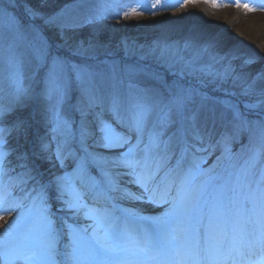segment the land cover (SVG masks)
Masks as SVG:
<instances>
[{"label": "snow or ice", "instance_id": "1", "mask_svg": "<svg viewBox=\"0 0 264 264\" xmlns=\"http://www.w3.org/2000/svg\"><path fill=\"white\" fill-rule=\"evenodd\" d=\"M204 2L264 12V0ZM175 6L137 0L123 15ZM111 7L119 15L129 5L114 0ZM25 11L26 26L0 11V94L10 90L8 104L0 103V213L23 209L0 238V264H264V119L246 115L264 110V72H237L236 53L204 61L211 45L192 51L191 41L140 52L125 45L116 59L102 46L73 40L80 25L63 10ZM28 107L48 127L39 153L54 156L62 170L46 183L28 167L27 151L16 156L20 172L13 174L9 160V139L29 143L31 124L6 125L4 118ZM244 135L247 155L237 164L232 144ZM217 148L216 162L202 167ZM137 204L163 211L145 215Z\"/></svg>", "mask_w": 264, "mask_h": 264}, {"label": "bare ground", "instance_id": "2", "mask_svg": "<svg viewBox=\"0 0 264 264\" xmlns=\"http://www.w3.org/2000/svg\"><path fill=\"white\" fill-rule=\"evenodd\" d=\"M174 2L176 3L175 7L156 11L155 15L152 11H145V19H142L141 25H137L139 28L133 27L124 21L122 11L119 15L114 14L111 7L113 3L110 5V9L100 13L90 2H85L67 13L69 14L67 18L75 20L80 25L70 35L75 41L90 42L102 47L115 46L123 36L129 41V49L135 52L146 51L155 44L156 39L160 43L163 42V44L179 46H182L185 41H191L194 44L192 51L211 45L209 51L203 54L204 61H207L212 55L225 56L236 53L241 57L233 61L237 72L245 74L249 78L259 72H264V12L245 15L242 9H236L235 7L214 9L204 0H197L202 4L201 9L183 15L184 7H180L179 4L183 3L184 0H174ZM100 14H103L106 18L97 19L96 17ZM45 35L53 41L58 39L55 29H45ZM189 54L185 53V55ZM244 58H254L256 62L243 65ZM260 86H264V82H261ZM8 102L9 96L5 94L0 103L7 105ZM8 115L13 116V119L7 125H11L20 119H33L30 122L31 127L29 129V134L32 136L29 143L26 144L27 150H24L29 153L27 161L34 163L31 169L34 172L41 169L46 173L43 167H47L49 172L55 171L59 166L54 156L52 159L44 158V163L41 166L35 163L36 159L43 156L39 153L41 134L48 135V127L40 112H34L33 107L17 108ZM219 131L221 130H217V136ZM21 141H17L15 138L9 139L8 145H11L9 149L13 150L9 156L11 167L15 170L13 174L21 171L19 167H16L21 163L16 159L17 154L22 152L19 146ZM34 143L36 144L33 145ZM34 147L38 150H34ZM53 148L55 150V142L52 144ZM28 150H31V152ZM32 153H37V155H31ZM209 156L207 155V158ZM28 188L30 190V185H28ZM13 195L20 196L22 194L18 190H13ZM136 207L145 215H159L163 211L162 207L149 205L137 204ZM0 215H3V219L0 220L1 233L9 227L19 213L12 211L0 213ZM80 222L90 223V221L83 220Z\"/></svg>", "mask_w": 264, "mask_h": 264}, {"label": "rangeland", "instance_id": "3", "mask_svg": "<svg viewBox=\"0 0 264 264\" xmlns=\"http://www.w3.org/2000/svg\"><path fill=\"white\" fill-rule=\"evenodd\" d=\"M86 1L87 0H32L33 4L31 3V1H29L30 5L27 6V5H25V2H23V0H15L14 4L9 3V0H3V2L0 3V11L6 10L9 15H15L16 17L19 18L21 23L26 26L28 23H30L29 17L26 15V11H25L26 8H32L34 10H37V11L41 12L44 16H52V15L59 13L63 10L65 17H67L69 15V14H67L69 11L74 10L80 3H84ZM91 1H94L93 2V3H95L94 8L96 10H98L100 13L105 12L106 10L110 9V5L112 3H114V0H91ZM176 1H179V0H176ZM35 2L37 4H35ZM123 2L128 4L129 7H126L122 10V15H123V11H130L131 7L136 6L137 0H123ZM148 2H150V0H148ZM201 5H202L201 2H196L195 4L189 3L187 7H184L183 15H187L188 12L189 13L197 12L199 9H201L200 8ZM144 16H146L145 11H143L142 14L139 16H130V17L126 18L123 15L122 17H123L124 21H126L129 25H132L133 27L136 26L137 28H139L137 25L142 24V22H141L142 19L143 18L145 19ZM149 21H151V20H149ZM36 23H40V21H36ZM155 43H160V42L158 39H156ZM161 44H163V42H161ZM125 45L129 46V41H127L122 36L120 38L119 43H117L115 46H113V47L105 46V47H102V49L114 53L115 55L118 56V58H116V59H120L124 55ZM139 47L141 48V46H139ZM153 67H158V66L155 63H153ZM159 70L166 76V78L169 81L172 80V77L170 75H168V73L165 72L163 68H160ZM26 83H27V81H26ZM8 91H10V90L9 89L6 90V93ZM9 99H10V97H9ZM241 99H243V98H241ZM70 103L71 104L75 103V94L73 95V98L71 99ZM241 111H245L243 109V105H241ZM71 115L77 121L79 120V115L77 113L72 112ZM246 115H247V118L249 120L264 119V110H259V109L258 110H250L246 113ZM32 120H33L32 118H29L30 122ZM31 136L32 135L29 134V139L31 138ZM41 137H48V135L47 134H41ZM216 138H218V136ZM248 143H249L248 136L244 135L232 144L233 152L238 155V159L233 161L234 163H237V164L242 163L243 160L246 158L247 153L242 151V147L247 145ZM35 144L36 143H34L33 145H35ZM21 145H23V147H21ZM10 146L11 145H8V147H10ZM19 146H20V150H22V151H24L27 148V145L24 143L23 140L21 141V143H19ZM34 150H38V148L34 147ZM28 151L31 152V150H28ZM52 151L54 152V148L52 149ZM220 155H221V151L219 148H217L206 159V162L204 163V165H202V167H204V168L211 167L216 162L217 157ZM35 163H37L41 166L44 163L43 156H40L38 159H36ZM223 163H227V162L225 161ZM27 164H28V167L31 168L34 163L31 161H27ZM43 168H44V170H46V173H45V171L43 172L40 169L38 172L33 171V174L37 176V179L41 180V182H44V183H46L49 179H51L55 174H59L62 171L59 167L53 172H49L47 167H43ZM216 171H220V168L218 167L216 169ZM32 183H33L32 181H29L30 189H31ZM52 203H53L52 210L54 212H57V215H61V213L58 211V205H56V203L54 201ZM24 204L27 206L28 201L25 200ZM22 211H23V209H17L16 212H18L20 214ZM69 223H73V220L71 218H69ZM4 232L0 233V238H2V234Z\"/></svg>", "mask_w": 264, "mask_h": 264}, {"label": "trees", "instance_id": "4", "mask_svg": "<svg viewBox=\"0 0 264 264\" xmlns=\"http://www.w3.org/2000/svg\"><path fill=\"white\" fill-rule=\"evenodd\" d=\"M29 1H31V3H32V0H23V2H25V5H27V6L30 5V4H29ZM32 4H33V3H32ZM35 4H37V3L35 2Z\"/></svg>", "mask_w": 264, "mask_h": 264}]
</instances>
